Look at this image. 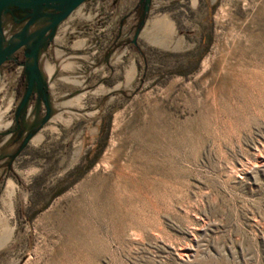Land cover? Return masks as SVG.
<instances>
[{"label":"rangeland","instance_id":"obj_1","mask_svg":"<svg viewBox=\"0 0 264 264\" xmlns=\"http://www.w3.org/2000/svg\"><path fill=\"white\" fill-rule=\"evenodd\" d=\"M114 1L42 51L45 121L0 67V264H264V0H150L136 42Z\"/></svg>","mask_w":264,"mask_h":264},{"label":"water","instance_id":"obj_2","mask_svg":"<svg viewBox=\"0 0 264 264\" xmlns=\"http://www.w3.org/2000/svg\"><path fill=\"white\" fill-rule=\"evenodd\" d=\"M85 0H0V67L10 59H17L16 53L22 50L23 59L18 60L23 66L26 85L22 98L17 105L16 115L25 108L31 96L37 92L46 107L42 119H48L51 109L45 87V78L40 67V57L49 41L53 38L57 26L76 7ZM141 12L133 35V42L145 22L150 0H139ZM10 16V18H8ZM10 20L12 23H10ZM7 22L10 25H5ZM32 131L25 134L24 145Z\"/></svg>","mask_w":264,"mask_h":264},{"label":"crops","instance_id":"obj_3","mask_svg":"<svg viewBox=\"0 0 264 264\" xmlns=\"http://www.w3.org/2000/svg\"><path fill=\"white\" fill-rule=\"evenodd\" d=\"M116 1V0H115ZM114 1V5L116 6L117 5V13L115 14V16H114V19H116V17H118V13L119 14H122V12H123V10L125 9V6L124 5H126V0H117V3ZM136 6V5H135ZM134 5H132V6H130L131 8L132 7H135ZM129 7V8H130ZM130 8V9H131ZM129 9V10H130ZM134 12L132 11V12H130V14H129V17H131V15L133 14ZM123 15H126L125 13L123 14ZM128 18V17H127ZM127 18H122L121 19V21L119 22V25H118V27H119V30H122V28L123 27H125L126 26V23H127ZM142 32V31H141ZM55 33H56V31H55ZM56 35L54 34L53 35V38L49 41V43L47 44V46L44 48V49H42V51H46L47 49H49V48H51L52 47V43L54 42V37H55ZM147 38V40L148 39H150L149 38V36L147 35L146 36ZM151 40V39H150ZM42 55H43V52L41 53V57H42ZM40 57V63H41V61H43V58H41ZM40 66H41V64H40Z\"/></svg>","mask_w":264,"mask_h":264},{"label":"flooded vegetation","instance_id":"obj_4","mask_svg":"<svg viewBox=\"0 0 264 264\" xmlns=\"http://www.w3.org/2000/svg\"><path fill=\"white\" fill-rule=\"evenodd\" d=\"M8 18H10V16H8ZM10 23H12L11 20H10ZM16 56H17V60H19V61L23 59V54H22L21 49L19 51H17Z\"/></svg>","mask_w":264,"mask_h":264},{"label":"bare ground","instance_id":"obj_5","mask_svg":"<svg viewBox=\"0 0 264 264\" xmlns=\"http://www.w3.org/2000/svg\"><path fill=\"white\" fill-rule=\"evenodd\" d=\"M3 222H4V221H3ZM3 222H2V223H3Z\"/></svg>","mask_w":264,"mask_h":264}]
</instances>
